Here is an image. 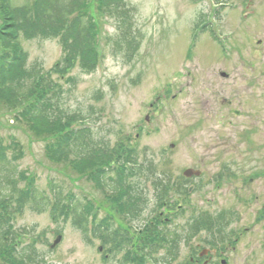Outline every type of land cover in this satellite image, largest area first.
I'll use <instances>...</instances> for the list:
<instances>
[{"label": "rangeland", "instance_id": "374dc122", "mask_svg": "<svg viewBox=\"0 0 264 264\" xmlns=\"http://www.w3.org/2000/svg\"><path fill=\"white\" fill-rule=\"evenodd\" d=\"M223 2L220 9L212 0H123L131 10L136 42L131 52L116 49L117 21L100 0H90L83 8L92 20L99 62L91 74L76 65L65 78L57 76L55 67L64 55L59 39L20 40L21 50L28 53L27 67L39 64L45 76L52 75L65 92L61 107L87 118L83 125L93 129L97 140L108 141L113 152L121 145L129 161L138 154L139 163L168 173L173 187H196L188 197L173 189L166 205L159 203L145 177L134 181L145 186L142 199L147 198L138 204L144 233H134L135 239L147 238L151 220L168 216L173 223L168 228L179 239L172 264H190L191 255L201 252L204 257V250L216 254L209 233L189 237L184 225L192 214H222L228 235L220 253L228 264H264V0ZM204 16L205 24L198 26ZM5 19L0 12L3 32ZM13 47L0 41V57ZM10 116L0 105V145L13 139L20 143L24 156L18 171L35 177L38 189L49 194L52 180L62 182L67 194L89 197L100 219L112 217L126 229L136 226L138 221L128 219L118 198H106L84 178L90 176L88 170L64 171V165L50 163L46 141ZM117 160H123L116 157L114 164L120 171ZM190 169L201 175L185 182L183 173ZM13 225L20 234L28 232L24 243L35 242L43 264H114L100 252V241L91 237L86 242L69 219L54 223L48 212L26 210ZM58 235L62 241L51 248ZM166 251L161 245L154 259H162Z\"/></svg>", "mask_w": 264, "mask_h": 264}, {"label": "trees", "instance_id": "16d2710c", "mask_svg": "<svg viewBox=\"0 0 264 264\" xmlns=\"http://www.w3.org/2000/svg\"><path fill=\"white\" fill-rule=\"evenodd\" d=\"M214 1L220 4L224 0ZM89 2L90 0H0V12L6 18L8 27L6 31H0V41L14 46L13 51L0 57V105L7 108L14 122L27 124L34 136L38 135L46 141L45 157L50 163L64 165V171L65 168L77 172L88 170L86 173L90 176L84 178L93 181L106 198H116L120 193V199H123L124 194L121 192L128 188L126 184L142 177L158 192L161 204L165 203L163 201L170 191L177 190L179 196H188L185 188L170 184L168 173L156 172L152 164L147 167L139 163L138 154L131 162L125 160L127 164L138 166L132 174H127L124 168L119 172L114 164L116 157H123L118 155L122 150L121 145L113 152L108 141L97 140L93 129L83 125L87 118L79 114L70 115L61 107L65 92L59 84L52 81V75L45 76V71L39 64L27 67L28 53L20 48L22 38L27 41L36 38L61 41L64 55L55 67L60 78H65L76 65L87 74L98 69L94 34L91 31L92 20H89L83 8ZM100 2L111 11V16L117 21L119 36L114 40L116 49L125 47L134 52L136 42L132 33L131 10L123 0ZM121 3L125 6L124 9ZM202 20L206 21L205 16ZM130 36L131 41H128ZM72 82L75 85L74 79ZM23 156L22 146L14 139L8 146L0 145V264L44 263L43 256L35 248V242L24 243L28 232L20 234L14 228L13 222L26 210L39 215L48 212L54 223L60 219H69L86 242L93 237L105 244L110 239L106 224H103L105 218L100 219L95 215L94 205L89 197L67 194L62 182L56 180L49 183V194L41 191L36 186L35 177H25V171H18L17 164ZM117 162L122 167L126 166V162ZM21 182L26 183L22 188ZM126 193L129 201L136 198V192H130V188ZM145 201L146 199L144 204ZM225 228L222 214L214 218L207 214L199 217L194 215L189 225V237L207 232L214 238L208 242L218 245L224 243V238L228 235Z\"/></svg>", "mask_w": 264, "mask_h": 264}, {"label": "flooded vegetation", "instance_id": "af4514ba", "mask_svg": "<svg viewBox=\"0 0 264 264\" xmlns=\"http://www.w3.org/2000/svg\"><path fill=\"white\" fill-rule=\"evenodd\" d=\"M141 200H143L142 197L137 200L132 199L130 206L127 208L129 212H127L126 215L132 222L134 220H136V222L138 220L140 221L138 217L140 212L138 204ZM161 216L165 215H160V217ZM191 219L192 215L189 218L190 222L188 221L189 223L187 222L186 226L184 225L185 230L186 228L188 229L191 224ZM105 220L110 239H107L104 244L105 246L101 245L99 250L102 254H105L107 261H112L114 264H159L161 262L163 264H172L175 262L177 253H179V239H176L175 233L172 234L173 230L171 231V229L168 228V226L173 224L168 216L163 219L156 217L151 220L149 226L146 228L148 236L144 240L135 239L137 237L135 234L142 235L144 233L143 224H140L139 221L136 226H130L132 229H126L120 225L118 227L116 220L112 217H107ZM164 234L167 235V238L164 237ZM173 235L174 237H172ZM155 236L160 237L156 238ZM141 237L143 238V236ZM163 244L167 249L163 258L154 259V254L158 253L159 247H161V245L163 246ZM200 253L201 252L194 256L193 254L191 255L190 264H222L225 260V258L221 256L222 253H216L215 255L206 254L204 257H202ZM220 259L221 261L218 263Z\"/></svg>", "mask_w": 264, "mask_h": 264}, {"label": "water", "instance_id": "95a60500", "mask_svg": "<svg viewBox=\"0 0 264 264\" xmlns=\"http://www.w3.org/2000/svg\"><path fill=\"white\" fill-rule=\"evenodd\" d=\"M184 175L187 178H191L192 176H197V177L200 176V173L199 172H195L193 170H188V171H186L184 173ZM59 242H60V239L55 242L54 246H56Z\"/></svg>", "mask_w": 264, "mask_h": 264}]
</instances>
